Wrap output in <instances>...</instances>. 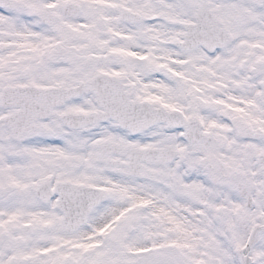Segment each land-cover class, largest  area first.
I'll use <instances>...</instances> for the list:
<instances>
[{"label":"snow or ice","instance_id":"snow-or-ice-1","mask_svg":"<svg viewBox=\"0 0 264 264\" xmlns=\"http://www.w3.org/2000/svg\"><path fill=\"white\" fill-rule=\"evenodd\" d=\"M0 264H264V0H0Z\"/></svg>","mask_w":264,"mask_h":264}]
</instances>
